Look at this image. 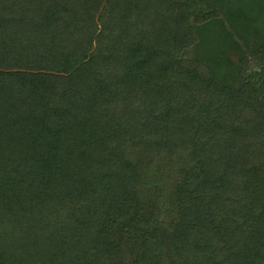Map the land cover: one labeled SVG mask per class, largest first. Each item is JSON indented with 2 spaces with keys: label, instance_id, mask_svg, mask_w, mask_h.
I'll return each instance as SVG.
<instances>
[{
  "label": "trees",
  "instance_id": "trees-1",
  "mask_svg": "<svg viewBox=\"0 0 264 264\" xmlns=\"http://www.w3.org/2000/svg\"><path fill=\"white\" fill-rule=\"evenodd\" d=\"M215 13L205 0H0V264L110 257L139 210L124 144L163 145L159 220L179 260L264 264V67L245 65L235 90L178 58ZM157 232L135 264H159Z\"/></svg>",
  "mask_w": 264,
  "mask_h": 264
},
{
  "label": "rangeland",
  "instance_id": "rangeland-1",
  "mask_svg": "<svg viewBox=\"0 0 264 264\" xmlns=\"http://www.w3.org/2000/svg\"><path fill=\"white\" fill-rule=\"evenodd\" d=\"M254 1L239 0L243 4L239 9H231V13L248 18V16L256 12H254L256 10ZM199 24H195L196 26L192 27L194 37L192 44L195 42L196 27ZM209 36L212 38L211 33ZM205 44L208 45V43ZM255 45L259 48L251 53L246 52L249 55L248 57L245 58V53L236 54L237 60L234 59L229 63H227L228 58L225 59L226 62L218 61L216 57L220 53L215 52L213 55L214 51H207V56H210L207 61H204L202 57L197 59L199 52H196V54L191 49V46L182 50L178 58L183 61L197 62L205 72L212 76L219 86L237 90L243 84H246L249 79L245 65L248 68L259 71L260 67L257 62L260 61V65L264 67V37L259 44ZM221 59L223 60V58ZM119 152L122 154L123 159L131 165L135 174L133 188L139 203L138 213L131 217L128 223L116 232L115 243L112 248L113 253L110 257L98 258L96 253L92 251L82 258L79 264H135L139 260L144 238L156 231H158L157 236L159 238L157 245V252L160 258L159 264H185L175 255V246L173 244L175 225L159 220V203L164 191L168 189V185L165 184L166 180H164L166 168L163 145L148 148L124 144L120 147ZM148 153H153L154 158L152 161L154 162H150Z\"/></svg>",
  "mask_w": 264,
  "mask_h": 264
},
{
  "label": "crops",
  "instance_id": "crops-1",
  "mask_svg": "<svg viewBox=\"0 0 264 264\" xmlns=\"http://www.w3.org/2000/svg\"><path fill=\"white\" fill-rule=\"evenodd\" d=\"M205 1L213 5L216 13L215 16L208 18L196 27L197 34H195V42L191 45V49L195 53L199 52L197 59L202 57L204 61H207V58H210V56H207V51H214L213 55L215 52L220 53L216 57L218 61H225L228 58L227 63H229L234 59L237 60L236 54L245 53L246 58L249 56L246 52L251 53L259 48L255 44H259L264 37V35L261 36V34H264V0L254 1L256 8L254 12H256L248 18L231 13V9H239L243 4L239 0ZM195 26L193 24V27ZM210 33L212 38L209 36ZM205 43H208V45Z\"/></svg>",
  "mask_w": 264,
  "mask_h": 264
}]
</instances>
